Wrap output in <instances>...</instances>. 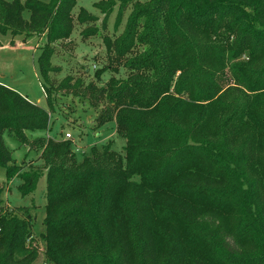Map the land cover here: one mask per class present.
<instances>
[{"label":"trees","instance_id":"16d2710c","mask_svg":"<svg viewBox=\"0 0 264 264\" xmlns=\"http://www.w3.org/2000/svg\"><path fill=\"white\" fill-rule=\"evenodd\" d=\"M79 1L0 0V34L47 33L55 42L79 25L85 27L83 41L90 39L98 32L97 19L83 11L75 20ZM111 1L98 5L102 9ZM131 1L124 0L126 7ZM145 3L142 10L154 13V33L163 39L160 52L122 64L132 46L106 39L110 64L123 65L126 80L110 78L97 86L68 76L58 85L47 82L48 73L56 71L48 45L37 61L48 86L73 93L98 111V128L116 123L125 142L121 152L110 143L96 144L78 157L71 142L47 140L55 108L50 94L44 108L0 84V168L8 182L17 177L22 199L46 178L45 217L37 237L32 232L36 216L24 205L5 209V188H0V264H33L41 252L46 264H264V204L258 201L264 187L258 177L252 181L241 172L261 156L264 134L242 136L247 126L239 125L256 123L260 114L264 119V65L259 66L264 62V0ZM174 5L178 10L171 26L167 14ZM137 30L135 20L130 34ZM133 41L134 36L126 39ZM227 51L233 59L246 57L232 68L234 85L224 72ZM114 67L109 68L117 71ZM27 133L39 135L34 145L42 149V164L25 170L16 165L4 138L24 145ZM213 135L217 139L209 138ZM204 152L225 178L208 173L193 179L197 168L189 162ZM175 181L179 186L173 188ZM212 189L226 193L219 199L228 206L240 201L236 223L228 224L224 210L198 204L211 200Z\"/></svg>","mask_w":264,"mask_h":264},{"label":"rangeland","instance_id":"374dc122","mask_svg":"<svg viewBox=\"0 0 264 264\" xmlns=\"http://www.w3.org/2000/svg\"><path fill=\"white\" fill-rule=\"evenodd\" d=\"M23 1L24 0H22V2ZM101 1L106 0H80L74 9L73 17L75 20H77V17L83 11H86L87 14L97 19V34L85 41H83V30L85 27L79 25H75L73 33L70 36L67 38L57 36L55 42L50 41L47 33L30 37L25 35L13 37L10 34L5 36L0 34V83L9 88L11 87L33 103L44 108H47L46 95L50 94L55 108L54 112L49 114L51 118L46 133L47 140L52 138H62V140H66V134H70L72 139L66 141L72 143L73 149L78 157H81L82 153H88L90 148L96 144V146H99L110 143L115 151L121 152L125 142L117 135L115 122L109 123L101 128L97 127L95 118L98 115V111L91 108L88 102L82 101V99H79V97L73 93L60 91L52 86H48L50 83H46L39 75L37 61L42 50L48 45V49L50 48V50L54 52L51 57V64L56 71L48 73L47 82L54 81L59 85L65 78L72 76L75 79H81L85 84L95 82L97 86H103L110 78L116 81H124L127 75L125 67L121 64L115 66L117 71H113L109 68L111 65L114 67V65L113 63L110 64L111 54L108 52L106 45V39L108 37L112 41L118 43L125 40L122 45L123 48L130 45L132 46L129 54L125 55L122 64H126V62L132 63L135 56L143 58V56L148 53L154 51L160 52V48L163 46V39L156 36L154 33V26L152 27V17L154 13H145L144 10H142L147 8L145 3L147 0H132L128 7H126L124 0H114L109 2L106 7L100 9L98 4ZM43 2L50 3L51 0H43ZM154 6L155 5H152L148 8L153 9ZM177 6L178 5H174V7L169 9L167 14V19H171V26L174 24L172 18L177 14ZM28 16V12H25L24 17L28 18ZM135 20L138 25V30L135 35H131L130 33L133 32ZM104 22H106V28H103ZM132 36H134V41L132 43L126 42V39L129 40ZM140 37L142 38L139 39ZM152 37L155 38V42L150 44L148 40ZM178 42L181 45L184 43V40L181 38L178 39ZM232 48V50H234V44ZM230 51H227L225 55L226 66H224V72L228 74V83L234 85L235 81L231 79L234 78L232 68L246 61V57L243 56L242 58L233 59L229 55ZM113 54H115V52ZM193 56L196 57L197 54ZM263 65L264 62L259 64L260 67ZM98 76L101 77L103 84H99L101 81H97ZM150 77L156 78L153 74H150ZM228 100L232 101L231 98ZM232 105L236 106L238 104L232 103ZM230 114L231 111H228L227 117L224 116V118L227 119ZM261 116H263V114L255 116L254 120L257 124L251 122L239 123V125L247 126L243 133H239H241L242 136H247L251 133L258 135L264 134V119L261 120ZM37 137H39L37 133H27V144L24 145H19L14 138L8 136L4 138L7 147L12 151V156L16 165H25V170H28V167L40 166L42 164L39 159L42 149L34 145V140ZM209 138L217 139V136L213 135ZM261 153V156L256 157V160L251 166L244 167L241 172L249 176L252 181H255L256 177H258L264 187V150H262ZM208 155L207 153L196 155L190 160L189 166H195L197 168V171L191 175L193 179L199 176L202 177L204 174L208 173L213 178H225L224 172L214 161L206 160L205 156ZM57 165L62 166L63 164L57 163ZM62 167H68V163H65ZM199 167L200 172H198ZM47 171L45 170L44 174H46ZM184 171L185 169H183V173ZM22 172L24 171H21V173ZM15 177L11 182H8L5 169L0 168V188H5V194L3 196L4 207L9 210L14 206L24 205L28 207L31 210V214L35 215L37 218L32 229L33 235L37 237L43 230L42 221L45 217L46 178L43 176L40 179L37 189L32 195L22 199L16 188L19 181L17 177ZM230 180H232L231 177H227V181ZM178 183L179 182L175 181L172 187H178ZM223 187L225 188V185ZM261 191L264 193V189H261ZM210 192L211 193L208 195L212 201L202 199L198 204L206 209L224 210L223 216L228 224L236 223L238 221L237 209L242 205L238 203L240 201H234L233 203L235 206H228L226 202L229 201L225 198L219 199L220 196H227L224 191L212 189ZM188 196L193 195L190 194ZM258 201L259 205L262 206L264 204V196ZM39 247L41 248V246ZM162 256L165 257L164 254H162ZM33 264H46L42 252Z\"/></svg>","mask_w":264,"mask_h":264},{"label":"built area","instance_id":"2783aa9c","mask_svg":"<svg viewBox=\"0 0 264 264\" xmlns=\"http://www.w3.org/2000/svg\"><path fill=\"white\" fill-rule=\"evenodd\" d=\"M71 139H72L71 135L70 134H66V140H71Z\"/></svg>","mask_w":264,"mask_h":264},{"label":"crops","instance_id":"0c3cea01","mask_svg":"<svg viewBox=\"0 0 264 264\" xmlns=\"http://www.w3.org/2000/svg\"><path fill=\"white\" fill-rule=\"evenodd\" d=\"M1 84V83H0ZM8 87V86H7ZM11 88V87H10ZM12 89V88H11ZM23 96V95H22ZM25 97V96H24ZM29 100V99H28ZM32 102V101H31Z\"/></svg>","mask_w":264,"mask_h":264}]
</instances>
